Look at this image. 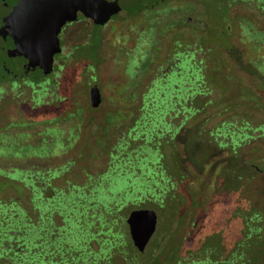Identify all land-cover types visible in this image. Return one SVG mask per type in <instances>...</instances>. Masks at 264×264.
Listing matches in <instances>:
<instances>
[{"label":"trees","instance_id":"1","mask_svg":"<svg viewBox=\"0 0 264 264\" xmlns=\"http://www.w3.org/2000/svg\"><path fill=\"white\" fill-rule=\"evenodd\" d=\"M191 60L135 84L121 108L92 109L94 129L63 161L0 163V264H264V152L246 160L264 141V101L213 98L223 76L210 84ZM47 127L14 154L44 161L72 145ZM149 208L158 224L140 253L125 220Z\"/></svg>","mask_w":264,"mask_h":264},{"label":"rangeland","instance_id":"2","mask_svg":"<svg viewBox=\"0 0 264 264\" xmlns=\"http://www.w3.org/2000/svg\"><path fill=\"white\" fill-rule=\"evenodd\" d=\"M158 9L166 11L167 8ZM152 13L154 12H145L137 16L136 26L130 29L118 28L105 38L99 37L93 44L83 47L65 71L61 86L49 83L34 86L33 90L28 86H19L17 91L4 92L0 98V163L30 161L47 165L63 161L77 149L87 130L94 129L100 115L101 111H92L94 108L89 103V89L92 85H97L101 94L99 109L121 108L125 104V96L133 90L135 84L146 86L156 76L168 72L175 53L187 54L188 58L193 51V61L205 66V78L210 84L214 83L212 71L218 69L223 81L220 79L215 83L211 95L213 98L237 100L249 95L248 91H251L256 100L264 101V30L255 31L251 28L254 26L249 25V20L240 19L236 21L237 24L250 31L246 34V31L238 30L239 33L233 39L234 49L223 50L222 53L214 45L205 44L199 50L198 44L194 47L195 39H192L187 30L172 29L173 23L170 21L174 17L153 23L150 20ZM257 14L260 17L256 25L259 29H264V18L261 17L263 11L258 10ZM222 44L229 48L227 41ZM138 68L142 70L135 75L132 69ZM253 114L255 122H263L264 106L254 108ZM88 117L92 119V125L84 120ZM54 118L56 122L48 124ZM22 125L29 127L24 129ZM47 126L55 129L59 127L63 131V138L68 133L71 134L72 145L66 149L53 146L50 158L44 161L35 156V153L24 157L14 154L12 147L17 145V140L36 145L48 130ZM21 131L25 135L19 136ZM48 133L46 140H53L55 133ZM256 145L259 152L253 157L247 156L246 160L255 158L260 161L264 141L252 144L253 148ZM247 148L245 147V152H248ZM206 198L209 201V192L206 193Z\"/></svg>","mask_w":264,"mask_h":264},{"label":"flooded vegetation","instance_id":"3","mask_svg":"<svg viewBox=\"0 0 264 264\" xmlns=\"http://www.w3.org/2000/svg\"><path fill=\"white\" fill-rule=\"evenodd\" d=\"M258 10L264 18V0H0V98L19 86H61L83 47L118 28L136 26L137 16L145 12H154L153 23L174 17L172 29L187 30L194 47L212 44L223 53L235 48L239 31L249 34L236 21L249 20L252 29L264 30L256 25ZM187 59V54L175 53L168 71Z\"/></svg>","mask_w":264,"mask_h":264},{"label":"water","instance_id":"4","mask_svg":"<svg viewBox=\"0 0 264 264\" xmlns=\"http://www.w3.org/2000/svg\"><path fill=\"white\" fill-rule=\"evenodd\" d=\"M89 103L94 109L101 104V94L95 84L89 89ZM125 222L133 245L140 253L144 252L157 228L158 216L156 211L153 209L132 210Z\"/></svg>","mask_w":264,"mask_h":264}]
</instances>
